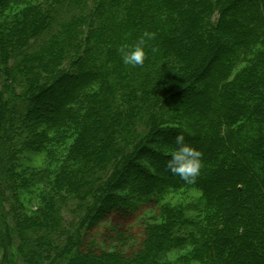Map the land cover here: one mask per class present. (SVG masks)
<instances>
[{"label":"trees","instance_id":"trees-1","mask_svg":"<svg viewBox=\"0 0 264 264\" xmlns=\"http://www.w3.org/2000/svg\"><path fill=\"white\" fill-rule=\"evenodd\" d=\"M0 179L3 264H264V0H0Z\"/></svg>","mask_w":264,"mask_h":264},{"label":"clouds","instance_id":"clouds-1","mask_svg":"<svg viewBox=\"0 0 264 264\" xmlns=\"http://www.w3.org/2000/svg\"><path fill=\"white\" fill-rule=\"evenodd\" d=\"M119 51L126 65L142 66L145 62L146 52L143 38L133 44L122 46ZM175 144L177 147L169 153V159L166 161L168 170L186 183H195L202 168V153L187 143L183 134L175 136Z\"/></svg>","mask_w":264,"mask_h":264},{"label":"rangeland","instance_id":"rangeland-1","mask_svg":"<svg viewBox=\"0 0 264 264\" xmlns=\"http://www.w3.org/2000/svg\"><path fill=\"white\" fill-rule=\"evenodd\" d=\"M70 143V141H67V145ZM65 150H67V147H65ZM65 150H63V152H62V154L61 155H64V153L66 152ZM43 155V154H42ZM42 155H40V154H38V155H36L35 153H33V152H31V153H26V155H24V156H22L24 159H25V156H28V159H23L22 157H20V158H22V159H19V163H28V164H33V165H35V166H37V167H40L41 166V164H43V162H44V155L42 156ZM1 182H2V179H0V185H1ZM1 187V186H0ZM39 188H41V187H43L42 185H39L38 186ZM7 193H5V196L3 197V199H2V197L0 196V216L3 218V222H5L6 224H7V222H8V226L10 225L9 224V219H10V217H11V215L12 214H10V215H8L7 216V213L8 212H10L11 210H12V207H16V198H12V196H11V194H10V190L8 191H6ZM219 191L218 190H216L215 191V193H218ZM33 203H34V206H35V204H36V200H32V205H33ZM35 207H33V209H34ZM65 212H63V216L67 219V220H71V214L68 212V211H66V210H64ZM104 226L105 225H107V222L106 223H104L103 224ZM103 225L101 224V225H99L97 228H96V233H95V235L97 234V236H99L100 234H101V232L103 231V229L105 228V227H103ZM106 231V230H105ZM109 234V233H108ZM115 245V243H113V245H111V246H114ZM130 246V243H124L123 244V246H121L123 249H126L127 247H129ZM3 251L1 252L0 251V264H3L4 263V261H3ZM173 256V254H171V257ZM174 257V256H173Z\"/></svg>","mask_w":264,"mask_h":264}]
</instances>
